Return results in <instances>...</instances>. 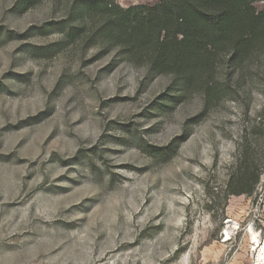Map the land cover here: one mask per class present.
I'll list each match as a JSON object with an SVG mask.
<instances>
[{
    "label": "rangeland",
    "instance_id": "1",
    "mask_svg": "<svg viewBox=\"0 0 264 264\" xmlns=\"http://www.w3.org/2000/svg\"><path fill=\"white\" fill-rule=\"evenodd\" d=\"M23 1L0 0V264H264V182L226 193L260 81L190 122L202 94L160 108L171 76L68 37L67 0Z\"/></svg>",
    "mask_w": 264,
    "mask_h": 264
},
{
    "label": "trees",
    "instance_id": "2",
    "mask_svg": "<svg viewBox=\"0 0 264 264\" xmlns=\"http://www.w3.org/2000/svg\"><path fill=\"white\" fill-rule=\"evenodd\" d=\"M43 0H25L29 10ZM70 14L81 28L88 24L107 51H116L121 62L146 70L152 82L171 76L172 82L158 98L160 108H171L192 94H202L203 112L221 102L236 87L260 81L264 95V0H159L153 5L122 7L118 0H67ZM226 74V80L221 79ZM248 81V82H247ZM254 121L243 127L234 162L227 175V198H255L264 182V103L258 111L247 105ZM171 145L158 150L174 152ZM168 151V152H166Z\"/></svg>",
    "mask_w": 264,
    "mask_h": 264
}]
</instances>
